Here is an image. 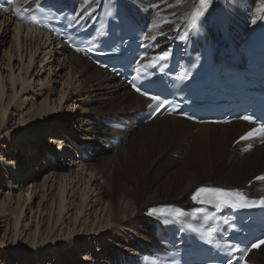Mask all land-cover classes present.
Instances as JSON below:
<instances>
[{
	"label": "bare ground",
	"instance_id": "bare-ground-1",
	"mask_svg": "<svg viewBox=\"0 0 264 264\" xmlns=\"http://www.w3.org/2000/svg\"><path fill=\"white\" fill-rule=\"evenodd\" d=\"M25 1L31 2L33 0ZM68 1H71L74 7L77 9L76 12L78 19L85 21H88L89 19L91 20L95 17L103 2V0ZM121 1L125 3L129 14L133 18H141L145 23H147L149 27V37L152 38L159 36V46H165L175 36L185 18L188 16L190 9L194 6V3H196L197 0ZM263 12L264 0H213V16L215 17V20L211 26V31L214 33V38L218 40L223 39V42H226V44L231 43L232 45L236 46V48H242L246 43V40L244 39L247 38L248 35L254 30ZM5 19L6 20H4V23L6 26H9L11 20L13 19V15L11 16V19L6 17ZM253 20L256 22L253 23ZM25 25L21 22H17V24H15L14 31L16 39L19 37L22 38L23 35H31L32 38L36 36L35 41L38 43L42 42L44 39L46 41L48 40L51 44H54L53 42L57 43L56 38L51 34L49 36L48 32L42 33V30H31L30 27V29H27V26ZM245 33H248L246 37H244ZM51 37L54 38L51 39ZM224 39L226 40L224 41ZM17 48L19 49V46ZM60 52L66 53L65 61L67 65L71 67L80 78H82L80 83L81 92L89 93L88 99L90 98L92 101L91 111L95 118L93 131L91 133L98 136V143L96 147L105 154L106 152H110L115 148H118L117 152L113 156L103 155L100 153L95 154L97 157V162L91 163L93 169L96 170L97 168L107 167L106 165L108 164V161H120L125 159V161L129 164H134L138 168H141L142 171L147 165L151 170H157L162 173V178L164 180L161 185H150L145 189L144 193L138 191L137 188L133 190L130 188L128 189L129 191L127 197L131 196V202L134 204L132 212H135V209L138 208H140L142 211L146 209L145 206L149 201L152 200L156 203V199H167L169 195L183 199L185 200L183 203L192 206L193 204L192 202L190 203L191 200L189 199L188 193L200 185L199 178L202 179L201 174H203V177L209 176L206 169L210 171L211 177H214L217 174L221 175L220 179H223L224 182H231L232 177L237 174L239 177L233 181L235 184H241L248 177L246 176L245 178H241L245 175V172H247L250 176L256 171L264 169L263 147H257L251 152L242 153L239 151V147L243 145L242 143L237 146L232 145L233 142L250 127V125L244 122L237 121L228 124L193 123L173 115H165L157 119L154 118L150 122L142 124L139 129L129 133L120 132L105 126V120L119 121L121 118L129 119L130 116L133 115L131 114L133 111L144 108L148 101L129 89L128 84L122 81L120 78L116 77L109 71L97 67L89 59L84 58L82 55L72 52L66 45L62 44ZM10 65V63L7 64L9 67ZM12 68L10 71V82L14 87L17 79L12 71ZM22 82V86L25 85V83L28 82L27 78L23 77ZM17 95L18 91H12L9 101L7 103L3 102L5 89L4 86L1 87L0 127H5V119L7 116L8 107L12 100L17 97ZM68 99H70V95L67 100ZM48 112V110L43 111L41 116L37 117L38 119L36 118L38 122L41 121L43 116H46V113L49 115L50 113ZM66 119V117H62L57 119V121L50 122L52 125L54 124V126H56L57 131L55 134L58 136V139L56 138V140L52 139L55 138L53 137L54 135H50L53 134V130L49 129V126L46 125L42 129L38 127L31 134H29L30 131L28 129L22 130L21 132H15L13 129L9 130V132L3 135H0V175L2 173L4 177L9 176L10 179H13L15 176L17 178L18 174V181L21 183H25L28 179L34 180V183L27 188V194L25 195L26 197L22 195V191L19 193L16 214L14 215L13 222H9V224H7V228L3 234L4 238H7L8 240L10 239L9 246L12 244L15 248L20 250L17 251V253L18 255L21 253L23 259L19 261V264L23 261H26V264H53L54 262L63 259L65 252L62 250V246L65 249L67 248V254H70L73 257V261L74 258H78V253L81 250H85V246L90 244L91 241H94L93 245L95 246V243L97 244L98 241L100 242L106 239L108 232H111L110 230L112 228L104 229L105 227L109 226L114 221H118L122 223V225L118 224L122 228L124 224L129 222L128 219L118 220L114 213L116 209H113L108 212V216L105 221L106 223L101 224L100 226L93 228V223L90 224L91 226H87L85 225V222H79L77 225V220L79 217H81L80 215L83 212V205L85 203L84 200H81L77 207H75V205L73 206L75 212H70L73 209V201L72 199L68 198V195L69 193L74 192V189H72L71 186L73 185L75 178H71L70 182L68 183L66 181L67 175L58 173L59 171L57 172L55 170L54 165L56 164L53 163V160H55L54 155L51 154V157L48 156L49 150H52L53 153L57 151L55 148L57 146H59L57 151L59 153L62 152L63 149L68 148V143L65 144L63 140L59 138V134L64 135L65 133L61 128L64 125ZM233 134H236L235 138L232 140L230 145L225 148L223 144L227 141L228 137ZM25 135L30 136V139H28L26 142L27 145L32 143V139L34 140L38 137L34 143V150L38 151V153L40 152L42 157H44L42 158V163H39V168L37 164L39 157L36 160L34 159L36 161L35 163L32 162L34 160H31V158L27 157L28 154L24 155L25 152L28 151V148L21 144L22 141L27 140L26 137H23ZM42 135L45 137H48L49 135L51 136L52 141L50 144L45 143L47 146H44V141H42L41 138ZM176 136L177 139L175 138ZM110 137H115L117 139L126 137V141L124 140L122 145H115L109 141ZM175 139L177 141L175 144V151L181 154V160H177L173 157H164V153L168 151L169 144H172ZM18 144L20 145L19 148L21 149L19 151L18 148V151L14 153L13 156L21 154L25 156V159H23V161H18L13 159V157L12 159L5 158L3 153H6V151L12 153L11 147ZM49 145H51L50 149L47 148L50 147ZM22 151L24 154H22ZM220 151H223V153L220 155L219 162L225 160L223 163H218V159L216 160L214 158L215 152L219 153ZM235 152H237V154H235ZM174 157H179V154L174 153ZM165 163L169 164L167 170H165L163 166ZM83 167H85V165H83ZM50 169L53 170L49 171ZM34 170H37L40 173V177L45 172L49 173L45 175V178L42 182H38L40 177L35 173L32 174ZM130 172L135 174L134 171L130 170ZM262 173L264 172L262 171ZM9 178L6 180L9 184H11ZM143 178L144 176L138 177V179L135 180V184L136 181L137 185L139 184L138 182L141 183ZM58 183L59 188L56 198H58L59 201L58 204H56V195L52 193H54V188L56 189ZM143 187L145 188L146 186L143 184ZM23 188L22 190H24ZM252 188L258 189V191L262 194L264 193V185L261 183L258 184L257 182H254ZM50 189L52 190L50 193L51 196L49 198L47 193ZM19 190H21V188H19ZM67 191H69L68 194ZM33 194L37 195V197H40V200L37 202L38 211L40 207L43 206V210L48 213V216L44 218L45 216H42V213L39 215V212L37 211V216L35 218L37 219V217L40 216V220L36 223V228H28L26 230V232H29L28 238L30 239V242L29 240L22 241L23 237L21 235L24 234L26 228V225L23 226L22 224V221L26 216L25 208H27L29 212L33 213ZM11 195L10 193H7L6 198H3L2 201L4 202V200H7ZM47 201H50V205L47 203ZM93 203L94 201H91V203L90 201L87 202L86 207L88 208L89 205L92 207ZM3 207L4 205L1 203L0 209ZM1 211L0 214L2 213ZM145 213V218L148 219L150 227L145 232V236H142L145 241H148L149 239L148 243H152L154 241L152 238V233L155 229V226L154 223H152V220L147 216V211H145ZM130 215L131 214L125 213L122 218ZM31 218H34L33 215H31ZM66 220L71 221L69 230V223H67V229L65 230H68L69 232L66 238L60 240V243L57 244L59 242V238H62L65 233L62 232L61 235L58 234L56 236L53 234L54 226L58 222H64ZM44 225L46 226L45 229ZM43 230H47V232L44 233ZM97 230L102 231L96 233ZM92 231L95 232L96 235L94 234L93 236H90ZM136 243L138 242L132 243V249L134 250L139 248ZM146 245L147 244H143L142 246L146 247ZM43 246L45 247L41 249L40 247ZM25 248L27 250H33V252L29 254L24 253V250H26ZM42 252H45L44 255L53 253V255H50V257L53 258L51 260L43 258V256H40ZM118 252H111L110 254H113L111 257L114 255L115 257L120 256ZM131 253V255H126V262L131 261V258L137 256V254H141L140 252L136 253L135 251H132ZM88 254H80L83 257L79 256V258H83L82 260L84 263L90 259L91 264H93L95 259L90 256V252ZM10 257V255H7L4 264L9 263V260L11 259ZM42 259L45 260L43 261ZM247 259L249 260V264H264V245H261L259 250H251ZM69 263L71 264V262H67L66 264Z\"/></svg>",
	"mask_w": 264,
	"mask_h": 264
},
{
	"label": "rangeland",
	"instance_id": "rangeland-1",
	"mask_svg": "<svg viewBox=\"0 0 264 264\" xmlns=\"http://www.w3.org/2000/svg\"><path fill=\"white\" fill-rule=\"evenodd\" d=\"M11 16H12L11 14H6L5 12L0 13V23L3 20V22L0 24L1 27L0 90L1 87L4 86L5 96L3 102L6 103L9 101V97L12 94V91L13 92H15V90L18 91V95L16 98L12 100L11 104L8 107L7 116L5 119L6 125L5 127L4 126L0 127V135H3L9 132V130H13V129L15 132L18 131L21 132L22 130L28 129L30 131L29 134H31L38 127L42 129L46 125L49 126V129L53 130V134L50 135L51 136L54 135L53 137L55 138L52 139L56 140V138L58 139V136H56L55 134L57 129L56 126H54V124L52 125L50 122L57 121V119H60L62 117H66L67 119L65 120V123L61 128L64 130L65 133L64 135L59 134L60 136L59 138H61V140H63L65 144L68 143L67 145L68 148L63 149L62 152L60 153L57 152L59 146L55 147L57 150V151L55 150L56 151L55 153H53L52 150L51 151L49 150L51 148V145H49L50 147L47 148H49L48 156L51 157V154L54 155L55 160H53V163L56 164L54 165L55 170L57 172L59 171L58 173L66 174L67 175L66 181L68 183L70 182L71 178L73 177L75 178L73 185L71 186L72 189H74V192L69 193L68 195V198L72 199L73 201L72 207L74 205L75 207H77V205L80 204L81 200H84L85 203L83 205L84 209L82 214L80 215L81 217H79L77 220V225L79 224V222L82 223L85 222V225L87 226H91L90 224L93 223L92 224L94 226L93 228L100 226L101 224L106 223L105 221L107 219L108 212H110L113 209L114 210L116 209L114 213L118 220H124V219L129 220V222L124 224L122 228L119 226L122 225V223L118 221H114L109 226L105 227L104 229L112 228L110 230L111 232H108L106 239L100 242L98 241L97 244L95 243V246L93 245L94 241H91L90 244L85 246V250H81L78 253L77 256L78 258L77 259L74 258L73 261H72L73 257L70 254H67L68 253L67 248L65 249L62 246V250L65 252L64 253L65 255L63 256L62 260L54 262L53 264H66L67 262H71V264H91L90 259H88L84 263V261L82 260L83 258H79V256H81L80 254L87 255L89 252H90V256H92L95 259L93 264H117L119 257L123 258L126 255H131L132 251L138 253L143 248L142 245L143 244L148 245L149 242V239L148 241H145V239L143 238V236H145V232L150 227L148 219L145 218L146 215L145 211H147V209L141 211V209L138 208L135 209V212H132L134 208V204L133 202H131L132 201L131 196L127 197L129 191L128 189L130 188L133 190L137 188L138 191L144 193L145 189L148 186L153 184L155 185L162 184L164 180L162 178V173L157 170L155 171L151 170L150 167H148L147 165L146 168H143L142 171L141 168H138L134 164H129L128 162L125 161V159L120 161L117 160L108 161V164L106 165L107 167L97 168L96 170L93 169L91 163L97 162V157L95 154L100 153L103 155L113 156L117 152L118 148H115L110 152H106L105 154L104 152L100 151V149L98 150V148L96 147L98 143L97 142L98 136L91 133L93 131V124L95 122V118L91 111L92 101L90 98H89L90 100L88 99L89 93L81 92L80 83L82 78H80L79 75L71 67L67 65L65 61L66 53L60 52L61 44L58 45L59 44L58 41L57 43L53 42L54 44H51L49 43L48 40L46 41L44 39L42 40V42L38 43L35 41L36 36L32 38L31 35L29 36L23 35L22 38L19 37L18 39H16L14 27L15 24H17V21L12 19L9 26H6V24L4 23V20H6L5 17L11 19ZM22 24L25 25V23ZM26 28L30 29L28 26ZM31 30H37V29H31ZM247 34L248 33H245L244 37H246ZM52 38L54 37H51V39ZM246 39L247 38H245L244 40ZM18 46L19 49L17 48ZM9 63L11 64L10 67L11 68L13 67L12 71L17 79L14 87L10 82L11 68L7 66V64ZM23 77L27 78L28 82H26L25 85L22 86ZM69 95H70V99L67 100ZM45 110H48L49 111L48 113L50 114L48 115L46 113V116H43L41 121L38 122L37 117H40L41 113ZM50 135L48 137L42 135L41 138L42 141H44L43 142L44 146L45 145L47 146V144H50V142L52 141ZM235 136L236 134H233L228 137L227 141L223 144L225 148L230 145V143L235 138ZM23 137H26L27 140L22 141L21 144L26 146L28 148V151L25 152V154L22 151V154L24 155L28 154L27 157L31 158V160L34 159L36 160L39 157L37 163L39 168V163H42L43 161L42 158L44 157H42V154L40 152L38 153V151L34 150L35 148L34 143L36 142L38 137L35 138L34 140L32 139V143H30L29 145H27L26 142L28 141V139H30V136L25 135ZM175 138L177 139V136ZM176 139L173 141L172 144H169L168 151L164 153V157H173L176 158L177 160H181L182 158L181 154L175 151L176 150L175 144L177 143ZM37 142L40 143L39 141ZM19 147H20L19 144L16 146H12L11 147L12 153L6 151V153L4 152L3 155L5 156V158L12 159L13 157V159H16L18 161L21 160L23 161V159H25L24 155L18 154L13 156V154L18 151L17 149ZM20 149L21 148H19V151ZM0 151H1V147H0ZM223 151L222 152L220 151L219 153L215 152L214 154V158L216 160L218 159V163H223L225 161L224 160L222 162H219L220 155H222ZM174 153L179 154V157H174ZM235 154H237V152H235ZM35 160L32 162L36 163ZM83 165H85V167H83ZM163 166L165 170H167L169 164L165 163L163 164ZM217 168L219 169L218 166ZM51 170L53 169H50L49 171ZM130 170L134 171L135 174L131 173ZM206 170L209 176L203 177V174H201L202 179L199 178L200 184L208 183L213 185H221V186H229V187H235V186L244 187V185L248 182V180H250L255 174H259L262 173V171H264V169H261L259 171H256L253 175L250 176L247 172H245L244 173L245 175L241 178H245L246 176L248 177L241 184H235L233 182L239 177L236 174L235 176L232 177L231 183H229L230 182L229 181L227 182L229 184H227L224 181L216 180V179H220L221 175L217 174L216 176L211 177L210 171L208 169ZM34 173L39 175L40 177V173L37 170H34L32 172V174ZM48 173L45 172L44 174H42V176L38 179V182H42L45 178V175H47ZM140 176H144V178L141 180L142 184L138 182L139 184L137 185V181L135 184V180L138 179V177ZM7 178H9V176L4 177V175L1 173L0 206L2 203L4 207L0 209V211L2 210L1 211L2 213L0 214V264H4L7 255L11 256L10 257L11 259L9 260L8 264H19V261L23 259L21 253L19 255L17 253V251L20 250L15 248L12 244L9 246L10 239L8 240L7 238H4L3 234L5 233L7 224H9V222L10 223L13 222L14 215L16 214L19 193L22 191V195L25 196L27 194V188L34 183L33 182L34 180L28 179L25 183L24 182L21 183L20 181H18L19 178L17 174V178L16 176L13 179L9 178V181H11V184H9L8 181L6 180ZM143 184L146 186L145 188L143 187ZM19 188H21V190H19ZM22 188L24 190H22ZM58 188H59V183L56 189L54 188V193H52L56 195L55 196L56 204H58L59 201V199L56 198L58 195ZM51 190L52 189L48 190L47 193L49 198L51 196L50 194ZM68 192L69 191H67V194ZM7 193H10V195L12 194L10 196L11 198L9 197L7 200H4L3 202L2 199L6 198ZM190 193H188V196ZM33 195H32L33 213L29 212V210L25 208L26 216L24 217L22 224L23 226L26 225V228L24 234L21 235L23 237L22 241L29 240L30 242V239L28 238L29 232L28 231L26 232V230L28 228L35 229L36 223L39 222L40 220V216L37 217V219L35 218L37 216V211H38L37 202L40 200V197H37V195L34 196ZM89 201L90 203L91 201H94V203L92 207L91 205H89L87 208L86 203ZM151 201H149L146 204V206L145 205L144 206L147 208V206L150 205L159 204V203H168V202L178 203L180 205H186L187 207L189 206L183 203L185 202V200L179 199L177 197H173V195H169L167 199L158 198L156 199L157 201L156 203ZM47 203L50 205V201H47ZM55 203H54V207H55ZM43 208L44 207L41 206L38 212L39 215L40 213H42L41 215L45 216L44 218H46L48 216V213L45 212ZM70 212L71 213L75 212L74 207ZM125 213L131 215L122 218V216ZM31 215H33L34 217L33 219L31 218ZM67 223H69L68 226V230H69L71 223V221L69 220H66L64 222H58L57 223L58 225L54 223L55 226L53 229V234L57 236L58 234L61 235L62 232L65 233V235L63 234L64 236L62 238H59V242L58 243L56 242L57 244L60 243V240L66 238L69 232L68 230L65 231L67 229ZM45 228L46 226L44 225V229ZM102 230L99 231L97 230L96 233L101 232ZM43 231L44 233L47 232V230H43ZM93 231L91 232L90 236H93L94 234L96 235V233ZM135 242H138L136 243V245L139 246V248L134 250L132 249L133 248L132 243ZM44 247L45 246L40 248L42 249ZM114 251L116 252L119 251L118 253L120 256L115 257L114 255L111 257V255L113 254L110 253ZM32 252L33 250H27V249L24 250V253L27 254ZM44 253L45 252H42L40 256H43V258H47V260H51L53 258L50 257V255H53V253L48 255H44ZM42 260L44 261L45 259ZM20 264H26V261H23Z\"/></svg>",
	"mask_w": 264,
	"mask_h": 264
},
{
	"label": "snow or ice",
	"instance_id": "snow-or-ice-1",
	"mask_svg": "<svg viewBox=\"0 0 264 264\" xmlns=\"http://www.w3.org/2000/svg\"><path fill=\"white\" fill-rule=\"evenodd\" d=\"M212 0H198L199 8L196 9L195 12L192 14V22L193 25H195L198 18H205L206 19V13L209 11L210 5ZM253 23L256 21L253 20ZM160 59H167V56H161ZM139 76V72L137 73ZM133 87L136 88V91H140L139 87H136L135 84H133ZM147 95V93H145ZM149 99L157 104L158 108L164 107L170 102L167 100H160L158 96H150ZM151 106V105H149ZM243 120L252 122L253 117L251 116H243ZM259 133L260 135L264 136V125H260L257 127L252 128L250 131H248L245 135L240 137V140H248L252 136ZM264 142V141H262ZM257 180H264V176H257ZM192 200L198 204L201 205V207H196L192 210L193 214L199 215V214H206L207 213V206L211 205L213 206L217 212L223 210L224 208H251V207H261L264 208V197H260L258 201H253L251 203L248 202V198L238 190H232V189H225V188H206V187H199L195 190V192L192 194ZM156 209H151V214H156ZM173 213H168L161 211L159 213L160 216L164 215H172ZM184 214L183 209H176L174 215L176 217L182 216ZM214 213L209 216V219L214 217ZM213 229H209L206 233L208 237H211L213 234ZM261 245H264V240H259L256 243H253L251 245V248H258ZM235 251H239V249H233ZM251 249H245V254H247L248 251ZM152 264H155V261L152 262Z\"/></svg>",
	"mask_w": 264,
	"mask_h": 264
},
{
	"label": "trees",
	"instance_id": "trees-1",
	"mask_svg": "<svg viewBox=\"0 0 264 264\" xmlns=\"http://www.w3.org/2000/svg\"><path fill=\"white\" fill-rule=\"evenodd\" d=\"M215 179H216V178H215ZM216 180L224 181L223 179H216Z\"/></svg>",
	"mask_w": 264,
	"mask_h": 264
}]
</instances>
